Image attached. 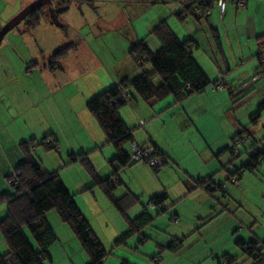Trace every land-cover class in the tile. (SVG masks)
<instances>
[{
	"label": "rangeland",
	"instance_id": "obj_1",
	"mask_svg": "<svg viewBox=\"0 0 264 264\" xmlns=\"http://www.w3.org/2000/svg\"><path fill=\"white\" fill-rule=\"evenodd\" d=\"M13 2L14 0H0V11L8 10ZM181 3L182 0H93V8L87 5L80 7L75 3H71L67 13L59 18L64 28L50 26L49 17L46 15L48 11L44 8L39 26L34 30L32 29V33H28L25 23L21 22L3 40L14 43L21 54H24L25 50L22 49L19 42L27 34L28 37H31L30 34L33 35L32 38L39 42L38 47L40 49L48 46L62 48L68 43L74 44L86 40L94 53L103 59L105 66L110 67L111 70L115 68L118 73L128 71L130 74L129 80H132L140 74V70L128 56L129 49L133 44L138 40H146L149 46L155 48L158 42L149 33L161 22H165L171 31L174 29L181 32L186 31V27L190 28V23H193L191 18H189L190 20L184 18L182 21L177 18V15L182 12L179 8ZM224 4H227V9L228 6L231 7L230 1H226ZM223 14L224 11L220 13L217 8H214L209 21L219 29L223 41V54L227 59V67L231 71L230 74H227L226 81L234 92V116L241 127L247 128L252 139L235 148V152L240 153V155L234 160L228 152L219 154V151L224 147L233 149L231 140L226 136L229 133L231 134L234 127V124L231 123V130L227 127L228 131L225 137H222L219 141H214L218 134L209 136V145L217 142L213 145L215 152L208 153L204 151L207 159H212L209 164L199 166L196 161L191 160L189 162L187 157L184 158V160H187V163L184 164H190L189 173L198 169L195 171L198 172L194 175L195 179L199 176L203 180L209 176L207 174L213 176L214 172L217 173V176L213 177V181L222 186L223 192L215 190L211 191V194H207L199 189L191 191L194 189L192 182L184 183L181 176L182 171H179L182 166L180 168L175 165L173 166L176 168L168 166L167 170H164L166 168L164 167L160 172L154 174L145 162L140 161L131 164L129 168L126 167L127 172L118 173L122 184L116 188L114 197L119 199L125 193H130L139 200V203L127 212V217L133 219L141 214L143 210H146L153 221L150 226L143 230V234L147 238L144 244L138 243L139 235H132L126 240L125 244L114 246V241L127 230L125 218L111 205L100 189L87 190L91 187L92 179L80 162L71 164L68 155L66 156L63 151H61L62 154L59 157L53 150H45V147L38 146L42 142L41 135L35 139L34 144L38 152L37 154L34 153V159L41 163L43 161L50 166L52 171L46 170L39 163L42 169L48 174H59L58 176H60V173H64L62 176H65V179L72 178L75 182L77 181L75 186L81 188L73 189L66 185L77 207L106 250L105 264H186L198 259L200 256L202 259L196 264H209L213 263L211 252L220 250L223 251L222 254L236 256V259H239L236 264H253L254 260L245 258L237 245V241L248 244L253 239L256 240L257 249L264 257V163L254 172H239L236 178L233 179L234 181H230L231 175L235 174V171L241 169V166H244L247 162L245 153L250 151L249 148L253 141H259L264 136V109L257 111L258 103L264 101V81H251L253 78L251 72H253L257 60L252 59L248 62V58L241 59L237 54L239 46H243L244 43L242 32H245V28L242 27L244 16L241 19L240 15H228L227 12L225 15ZM2 18L3 16L0 13V19L2 20ZM223 24L226 30L223 28ZM201 25L203 31L209 35L208 25L205 23ZM42 40L46 42L45 45L41 44ZM5 41H2L0 45V77H7V69L11 66L17 68L18 73L23 77L28 68L23 61H20L19 64L16 63V57L13 64L5 58L9 59L10 57L7 55L13 53L11 48H15H7ZM238 41L240 42L238 43ZM200 42L203 44L204 41ZM211 50L214 55L213 60L211 53H206L209 49L205 44L202 45L200 52L202 54L204 52L203 55L206 57L209 55L213 67H215L214 63L217 62L220 71L224 72L226 63H223V54L218 51L216 45ZM5 53L7 54L5 55ZM195 53L196 51H194ZM253 65L254 68L250 72L248 69L252 68ZM238 67L242 70H237ZM142 71H151L150 66L144 65ZM241 71H243L242 74ZM216 72L219 76V69ZM248 73H251V75ZM214 74L210 75L212 80L216 76ZM66 78V76L64 78L61 76L60 93L54 96L61 101V106H63L64 99L70 98V91H75L78 86H89V82L90 84L93 83L91 76L88 77V83L84 79L87 76L71 84L67 83ZM36 79V75L33 76V81H36ZM0 89L2 90V87ZM49 92L52 94V90ZM12 126H10L11 130L15 131V124ZM186 130L188 131V127H186ZM102 134L101 137L104 138ZM195 140L199 141L195 137V139H191V142L195 144ZM68 141L70 144H75L73 139ZM183 141L180 142L181 145L184 144ZM200 146L204 147L206 143L200 144ZM180 149L181 146L177 149L179 155ZM196 149L199 152L201 150L200 147H196ZM114 153L113 148L106 146L104 143L98 147V151L84 154L87 155L89 162L99 160L98 162L101 165L98 167L93 165V167L98 177L104 179L111 173L107 163L114 157ZM109 157L110 159H108ZM221 158H225V162H219ZM170 162L172 163V161ZM68 179L67 184H71ZM83 183L85 184L82 185ZM153 185L154 190L159 191H154L155 193L152 196L166 194L168 197L160 207L147 205L148 199L152 197L148 194L150 189H153ZM9 187V193H12L13 190ZM131 189H135L138 193L135 194ZM174 215H177L178 220H171ZM46 220L53 228L56 241L48 250L50 262L47 261L45 264H89V258L82 250L78 240L75 238L74 240L70 234L71 240L65 237L69 228L60 221L56 212L46 213ZM174 233L177 235H173ZM26 234L35 248L32 238L28 233ZM181 238H184L181 248L175 251L164 250L161 252L159 250L158 245H166L174 239ZM4 250L3 252L7 251L6 248ZM158 253H161V262L158 261L159 258H155ZM1 254L4 253L0 251Z\"/></svg>",
	"mask_w": 264,
	"mask_h": 264
},
{
	"label": "crops",
	"instance_id": "obj_2",
	"mask_svg": "<svg viewBox=\"0 0 264 264\" xmlns=\"http://www.w3.org/2000/svg\"><path fill=\"white\" fill-rule=\"evenodd\" d=\"M34 1L35 0H14V2L10 4V8L8 10L0 11L1 15L3 16L2 20L0 19L1 28L20 11H22L26 6ZM187 1L188 0H182V3L179 7L182 11L184 10ZM226 1H230L231 7L228 6L227 9L226 4L223 15H225L227 12L228 15H240L241 19L244 16V20H242V27L245 28V32L242 31L244 34V43L243 46H239L237 54L241 59H244L245 57L248 58V62L252 59H255L256 61V55L263 47L264 0H244L241 2H238L237 0ZM84 5L85 4H81L79 6L81 7ZM44 8H46L48 11V14L46 15L49 17L48 19L50 26H54L56 28H64V25L61 24L59 18L55 17L57 19V22H59V26L54 25L51 21L50 18L52 12L49 8V5L43 6L41 8L43 14ZM214 8L218 9L217 4H214L207 18H200L199 20H196L193 17L188 16V20H190L189 18H191L193 20V23H190L192 26L190 25L189 29L188 27H186V31L178 32L173 28L172 31L173 34L180 40H182V38L183 40L186 38H191L194 41V43L196 44V48H194V50L192 51V56L204 71V73L207 75V77L210 79V81L222 79L224 84L227 85V88L232 90V87L226 81V76L228 73L230 74L231 71L227 67V59L223 54V41L221 40V34L218 27L214 26V24L209 21L212 10ZM9 11L10 13L8 14ZM66 13L67 12H65V14ZM202 23L208 25L207 29H209V35H207L203 31V26L201 25ZM222 26L226 30L225 25L223 24ZM14 30L15 29H13V31ZM33 30H27V32L32 33ZM28 36V34L25 35V37H23V39L19 42L22 45V49L25 50L24 54L19 53V50L16 46H14V43H10L8 40H2L3 42L5 41L7 43V48L15 47L11 48L13 53H9L7 55L10 58L8 59L7 57H5L10 63L13 64V61H15L16 59V63L18 62L19 64L20 61H23L27 68L28 66H30L31 68L23 74V77H21L17 71V68L11 66L7 69V77H0V87H2V90L0 89V195L11 194L8 190L9 184L7 183V175H9V173H11L13 169H16L24 161V155L20 148L21 143L32 140L35 141V139L38 138L39 135H41L42 140L45 137H48L55 142L57 150L53 151L59 157L60 154H62L61 151H63L66 156L68 155V157L77 156L86 152H88L89 154V152L98 151V147L105 143V137H101L102 131L93 117L87 111L86 103L96 95L115 86L123 79L130 78V74L128 71L118 73V70H116L115 68H112L111 70L110 67L105 66V64L103 63V59L99 58L94 53V50L86 40L80 43H74L75 50H72L68 54V56L60 61L58 69L52 71L48 67V61L54 54V52L59 48H57V46H48L40 49L38 47L39 42L32 38L33 35L30 34L31 37ZM202 40L204 41L203 44H201L200 42ZM239 42L240 41H238V43ZM45 43V41H41L42 45H45ZM1 44L2 42L0 43V45ZM204 44L209 49V51L206 53L210 52L212 57L214 55L212 54L211 49L214 45H216L218 51L223 54V63H226L224 72L220 71V67L217 62L214 63L215 67H213L212 63L210 62L209 55H207L208 57H206L205 55H203L205 54L204 52L203 54L200 52V49ZM194 51H196L195 54ZM198 51L199 53L197 54ZM6 54L7 53H5V55ZM213 59L214 57L212 58V60ZM114 62L116 61L114 60ZM253 68L254 65L248 70L251 72ZM257 68L258 63L256 62V66L253 72H251L252 76L254 75ZM215 69H219V76H217V72ZM237 70L242 69H239L238 67ZM242 72L243 71H241V74ZM213 73H215L216 76H214L212 80L210 78V75ZM251 73L248 74L251 75ZM35 75L37 79L36 81H33V76ZM61 76H63V78L64 76L67 77L66 81L68 84L84 78V76H87V78L84 79L88 83V77L91 76V81L93 83L90 84L89 82V86H78L75 91H70V98L64 99L65 103L63 102V106H61V101L57 97H54L55 94L60 93ZM50 90H52V94H50ZM234 107V103H232V101L230 100L227 89L224 88L222 90H215L212 86H210L204 92L186 98L180 102H175L172 96H169L164 100L155 102L153 104H146L140 99L136 98L120 108L118 114L127 128L132 130L133 141L136 145L150 147L163 154L166 160V164L160 169V171L164 167H166L164 170H167L168 166L170 168L173 165L178 168L182 166L179 171H182L183 175L181 174V176L183 182H192L193 184L195 180L200 179L199 176L196 179L194 176L196 175V173H198L195 172L198 169L189 173L188 171H190V164L185 165L184 163H187V160H184V158L187 157L189 162L191 160L196 161L199 166L207 165L212 161V159H207L204 151L208 153L215 152L216 150L213 145L217 144V142H213V144L209 145V136L218 134L214 141H219L222 137H225L228 129L231 130V123L234 124L232 132L231 134L229 133L226 135L229 140H231V138L239 131H242L244 127H241L238 124L237 119L234 116ZM13 124H15V131L11 130L10 128V126H12ZM186 127H188V131L186 130ZM247 133V135L245 133V136H247V139L250 141L252 139L251 135L248 131ZM102 135L104 136V134ZM195 137H197L199 141L195 140L196 143L193 144L191 142V139H195ZM70 139L75 140V144H70V142L68 141ZM182 141L184 142V144L181 145L180 142ZM203 143H206V146L201 147L200 144ZM220 143L218 142V144ZM180 146L181 149L179 155L177 153V149ZM196 147H200V152L196 149ZM262 148L263 147L261 146L255 147L256 150H261ZM218 149L220 150V147ZM128 151H130V147H128ZM37 152L38 151H36L35 149L32 153L33 159L34 153L37 154ZM251 153L252 150L245 153V158L247 159V161L249 159L248 155ZM37 157L38 159H40L39 156ZM110 157L108 159H110ZM224 159L225 158L219 159V162H225ZM34 161L36 160L34 159ZM98 161L93 160L92 162H90L93 169V165L97 167L101 165ZM170 161H172L173 164ZM36 162L40 163V165H42L46 170L52 171L50 169V166L46 165L43 161L42 163L38 161ZM258 167H256V169ZM127 170L128 169L124 168L119 172L125 173L127 172ZM254 171L255 169L251 172ZM214 173L213 176H211L215 178L217 176V173ZM63 174L64 173H60L59 177L65 188L67 187L66 185H68L73 189H81L75 186L77 181L75 182L72 178H67L71 183L67 184V179H65V176H62ZM207 175L210 176V174ZM84 184L85 183H83L82 185ZM192 187L194 189H192L191 191H194L196 189L203 191L201 188H195L194 184ZM154 189L155 187L153 185V189H150L148 195L152 196L153 193L159 191L157 189L155 191ZM131 190L135 194L138 193L135 189ZM5 216L6 204L3 203L0 204V220H2ZM69 230L70 229H68V233L66 232L67 235L65 237L71 240V238L69 237L70 234L71 237L73 236V239H76L72 231ZM173 235L177 234L174 233ZM4 248H6L7 250V247L0 235L1 253H5L3 252L5 251ZM211 253V259L213 260V263L209 264H221L219 263L220 261L218 260V258L223 255V251L220 250L218 252ZM229 256L236 259V256ZM200 257L186 264H196L202 259ZM245 258H247L248 260H252L247 256H245ZM238 260L239 259H236L234 264H236V261ZM158 261L161 262L162 257H160Z\"/></svg>",
	"mask_w": 264,
	"mask_h": 264
},
{
	"label": "trees",
	"instance_id": "obj_3",
	"mask_svg": "<svg viewBox=\"0 0 264 264\" xmlns=\"http://www.w3.org/2000/svg\"><path fill=\"white\" fill-rule=\"evenodd\" d=\"M219 1L225 3L226 0H188L184 10L177 15V18L179 21L188 16L196 20L207 18L214 4H217L220 11ZM73 2L93 7V0H52L49 8L54 17L60 18L67 12L69 4ZM42 15L41 8L29 14L23 20L26 29H35L39 25ZM149 35L158 42V45L155 44V48L149 46L146 40H138L128 52L130 60L138 67L140 74L132 80L123 79L86 103L87 111L104 134L105 145L112 147L115 152L114 157L107 163L111 171L110 175L100 179L85 154L69 157L71 164L80 162L90 175L92 184L87 190L100 189L111 205L125 218L127 230L114 241V246L125 244L132 235L140 236L139 244L145 243L147 238L144 236L143 230L153 221L146 210H143L137 217L128 219L127 212L139 203V200L130 193H125L119 199L114 197L116 188L121 184L118 177L119 171L137 163L131 159V145L134 143L132 130L128 129L120 118L119 109L136 98L146 104H153L172 96L175 102H180L204 92L210 86L215 90L227 89L230 100L232 103L235 102L234 92L227 88L223 80L210 81L195 61L192 51L196 48V44L191 38L178 39L165 22L155 26ZM262 46L264 49V35ZM72 50H75L74 44L57 49L48 61L49 69L52 71L58 69L60 61ZM260 52L256 55L258 68L253 78L264 81ZM144 65H149L151 71H142ZM219 84H221V89L217 88ZM124 94L127 95V98L123 97ZM261 109H264V101L258 104L257 111L259 112ZM245 133L248 134L246 128H243L231 138L233 149L223 148L219 154L228 152L232 160L236 159L240 153H236L235 148L248 141ZM34 143V140L21 143L20 148L24 155V161L12 171L17 175L16 185L10 186L13 190L11 194L0 195V204H6V216L0 220V235L7 247V251L0 255V264H45L47 261L50 262L48 250L56 241V235L46 220V213L50 211L56 212L60 221L72 231L82 250L88 256L89 264H104L107 256L106 250L77 207L73 196L56 173H46L32 158V153L36 149ZM39 145L47 150H57L55 142L48 137H45ZM256 146L263 148L256 150ZM128 147H130V151H128ZM249 150H252V153L248 155V161L244 166H241V169H237L235 174L231 175L230 181L236 178L239 172L253 171L264 162V136L260 141H253ZM150 158L161 160L160 165L151 167L148 165L149 160L142 161L154 173H158L166 164L163 154L156 149H152ZM10 179L11 174L9 173L7 183ZM193 184L195 188H201L207 194L223 189L220 184L213 181L212 176L203 180L197 179ZM166 199V194H161L150 198L147 203L152 207H160ZM176 219L175 215L171 218L173 221ZM26 233L32 238L35 248ZM183 243L184 238L174 239L169 244L158 245V247L161 252L164 250L175 251L181 248ZM237 245L244 256L253 259L255 264H264V257L258 251L255 239L248 244L237 241ZM160 255L161 253H158L155 258L160 259ZM218 260L221 264H234L236 259L223 254Z\"/></svg>",
	"mask_w": 264,
	"mask_h": 264
},
{
	"label": "built area",
	"instance_id": "obj_4",
	"mask_svg": "<svg viewBox=\"0 0 264 264\" xmlns=\"http://www.w3.org/2000/svg\"><path fill=\"white\" fill-rule=\"evenodd\" d=\"M225 8V4L223 1H219V9H220V13H222L224 11ZM260 63L262 66V69H264V49H262V51L260 52ZM257 79L253 78L252 81L255 82ZM218 89H221V84L218 85L217 87ZM124 98H127V95L124 94L123 95ZM152 154V148L150 147H140L138 145H136L135 143H133L131 145V159L135 162H140L143 160H149L148 161V165L151 166H158L161 164V160L160 159H156V158H150ZM11 179L9 181V186H15L16 185V174L11 172Z\"/></svg>",
	"mask_w": 264,
	"mask_h": 264
},
{
	"label": "water",
	"instance_id": "obj_5",
	"mask_svg": "<svg viewBox=\"0 0 264 264\" xmlns=\"http://www.w3.org/2000/svg\"><path fill=\"white\" fill-rule=\"evenodd\" d=\"M50 2L51 0H35L34 2L26 6L22 11H20L16 16H14L0 29V43L2 42L3 38L9 32L15 29L29 14L43 6L49 5ZM50 19L54 25L59 26L57 19L53 16V14L51 15Z\"/></svg>",
	"mask_w": 264,
	"mask_h": 264
},
{
	"label": "bare ground",
	"instance_id": "obj_6",
	"mask_svg": "<svg viewBox=\"0 0 264 264\" xmlns=\"http://www.w3.org/2000/svg\"><path fill=\"white\" fill-rule=\"evenodd\" d=\"M52 1V0H51ZM42 8V7H41ZM23 22V21H22Z\"/></svg>",
	"mask_w": 264,
	"mask_h": 264
}]
</instances>
